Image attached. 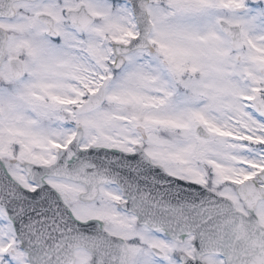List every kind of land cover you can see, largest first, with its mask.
Listing matches in <instances>:
<instances>
[{
  "label": "snow or ice",
  "instance_id": "6c2138e0",
  "mask_svg": "<svg viewBox=\"0 0 264 264\" xmlns=\"http://www.w3.org/2000/svg\"><path fill=\"white\" fill-rule=\"evenodd\" d=\"M0 264H264V0H0Z\"/></svg>",
  "mask_w": 264,
  "mask_h": 264
}]
</instances>
